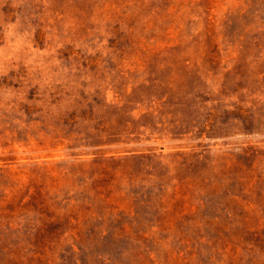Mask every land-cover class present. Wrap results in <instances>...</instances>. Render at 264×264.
<instances>
[{
	"label": "rangeland",
	"instance_id": "1",
	"mask_svg": "<svg viewBox=\"0 0 264 264\" xmlns=\"http://www.w3.org/2000/svg\"><path fill=\"white\" fill-rule=\"evenodd\" d=\"M0 264H264V0H0Z\"/></svg>",
	"mask_w": 264,
	"mask_h": 264
}]
</instances>
